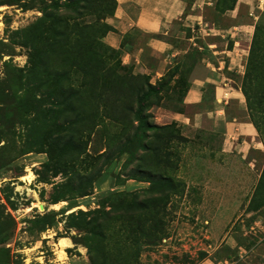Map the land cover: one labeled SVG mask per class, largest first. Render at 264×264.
Returning a JSON list of instances; mask_svg holds the SVG:
<instances>
[{"label":"rangeland","instance_id":"1","mask_svg":"<svg viewBox=\"0 0 264 264\" xmlns=\"http://www.w3.org/2000/svg\"><path fill=\"white\" fill-rule=\"evenodd\" d=\"M188 1L187 10L201 11L204 20L232 2L201 0L202 6L192 10L194 0ZM113 4L0 0V264H93L92 258L94 264H264V200L253 201L264 168V143L258 131L251 133L241 89L248 57L242 66L230 68L228 59L225 69H212L219 60L211 51L215 45H208H236L249 56L253 31L222 37L208 29L198 41L208 47L195 69L194 57L188 55L163 68L139 30L126 36L123 48L104 41L115 30ZM220 21L233 23L224 15ZM89 32L102 36L105 45L99 51L117 67L118 93L133 88L131 110L123 106L115 115L101 112L106 124L116 116L121 133L110 150L102 132L73 146L72 123L85 126L83 94L80 106L64 111L54 105L65 92L50 97L47 89L38 88L43 75L54 79L52 88L58 85L61 53L69 49L70 57H78L86 51ZM138 42L144 48L142 63L132 57ZM32 60L39 62L34 63L38 75L26 74ZM76 77L72 81L81 84V74ZM195 79L214 85L206 89L205 83L203 97L186 104ZM144 93L149 95L143 103L148 126L132 114L141 107L137 96ZM171 111L185 115V121L172 118ZM154 124L166 128L153 129ZM79 132L84 136V130ZM28 144L35 147L25 149ZM37 146L55 152L68 165L59 169L65 174L95 176L90 194H75L79 177L70 182L62 172L54 175L53 166L45 165L49 151L35 150ZM87 154L93 159L90 165ZM79 208H100L112 218L103 222L98 214L102 225L97 229L88 222L93 214L78 215ZM154 230L162 236L159 243L152 238ZM60 237L70 243L63 250Z\"/></svg>","mask_w":264,"mask_h":264},{"label":"trees","instance_id":"2","mask_svg":"<svg viewBox=\"0 0 264 264\" xmlns=\"http://www.w3.org/2000/svg\"><path fill=\"white\" fill-rule=\"evenodd\" d=\"M237 0H232V2L225 7L224 10H220L224 12L228 9H233ZM94 0H87L88 6H92ZM117 6V1L114 0L113 8L111 11L115 10ZM46 15L42 17L44 20ZM60 27L62 25L60 24ZM85 36V35H83ZM55 43L60 41V39H54ZM105 45L102 42V36L96 35L93 32H89L87 37V46L86 51L81 50L78 57H70V50L66 49L63 53H61L62 64H59L56 67V72L58 75V85L51 86L54 82L49 75H43L39 81L38 88L41 89L42 86L48 90L50 93V97L57 96L58 93L65 92V98H62L61 101L58 100L55 102L54 106L59 107L62 110H74L73 107L78 105L80 106L79 97L81 94L85 96L83 105L84 109L86 108V117L84 128H79L76 126L77 122H73V128H70L69 137L73 142V146H77L78 142H81L83 137H86V140L91 141L92 138L97 135L99 132H102L100 138L103 139L106 143L108 149H112L115 145V138L120 136V132L117 130V121L115 118H111L107 124L102 117L101 112L110 111L111 113H117L121 107L126 106L131 110L130 104L133 102V88H128L126 91L129 93L121 94L118 93V84H120V78L117 71V67L113 64H110L104 54H101L99 51V46ZM111 48V47H110ZM112 49V48H111ZM31 60H29L30 62ZM33 65L31 64L27 67L26 74L33 73L34 75H38L35 70L34 63H39L38 61L32 60ZM44 72L49 73L47 68L44 69ZM76 74L79 76L81 74L82 81L81 84H75L72 80H76ZM67 82L65 83V81ZM242 92L246 97L248 111L250 115V119L255 126L256 130L259 132L262 141L264 143V26L260 24L256 26L254 35L251 42V47L249 51V56L247 60L245 74L243 75L242 80ZM52 89V92H50ZM58 91V93H57ZM153 92L154 89H152ZM149 95L143 94V97L140 98L137 96V102L141 107L132 111L134 115V119L138 120L139 124H145L148 126L149 124V114L146 113L145 110L148 108L143 104L144 101L148 98ZM73 106V107H72ZM69 112H65L67 115ZM115 115V114H114ZM81 116V115H80ZM67 122H70V118H65ZM113 121L115 123H113ZM112 125V126H110ZM70 125H64V127ZM140 126V125H139ZM153 129H165L166 126H158L156 124L151 125ZM81 130L85 131L84 136H80ZM125 149L127 145H124ZM35 147L34 144L26 145L25 149H30ZM42 146H37L35 150L38 151H46L48 152V160L45 162V165L52 167L54 169V175L59 172L64 173L62 170H59L60 167L66 168L68 165L64 162H61L58 159V156L52 152L49 148L47 150H42ZM99 156V154H98ZM92 156L87 154L85 162H88L90 165L92 163ZM61 168V169H62ZM64 175L71 182V180L76 179L75 177H79L78 186L74 188L75 194L78 195H87L90 194V190L93 188V181L95 176H90L86 173H75L73 171L67 172ZM57 196L54 202H58L60 200ZM114 198V196H112ZM264 200V168L262 169L257 187L253 194V201H263ZM78 215H91L88 220L89 223L93 224L97 229H100L102 225V219L98 218V214L102 215L103 222L110 220L112 217L109 215L108 211H101L100 208L94 210H83L79 208ZM71 214V213H70ZM45 215V214H44ZM74 215V214H72ZM95 215V216H94ZM125 220V219H124ZM86 220L84 219V222ZM123 230L127 231V225L123 228ZM162 236H159V232L156 230L153 231L152 238L154 239V243H159ZM128 239V237H126ZM124 248H127L125 245ZM89 250L92 248L89 246ZM93 264L94 259L92 258Z\"/></svg>","mask_w":264,"mask_h":264},{"label":"crops","instance_id":"3","mask_svg":"<svg viewBox=\"0 0 264 264\" xmlns=\"http://www.w3.org/2000/svg\"><path fill=\"white\" fill-rule=\"evenodd\" d=\"M116 1L117 6L114 14L115 30L108 32L104 37V41L113 48H123V45L127 43H124L126 36L133 30H139L148 36L147 44L151 48L152 55L160 58L163 68L168 64H180L185 55H188L189 57H194L193 69H195L196 63H199L204 57L203 53L206 51V47H208H205L202 43H198V41L202 36L201 33H208V29L213 31V33L221 34L222 37H225V33L233 35L237 32L244 33L251 30L254 33L257 25L264 24V0H237L233 9H228L224 12L214 10L212 19L207 18L209 22L204 20V14L201 11L194 12L187 10L189 6L188 0ZM192 2V10H194V6L198 5L201 7V3H203L201 0H194ZM222 15L233 23L222 24L220 21ZM232 19L237 20V22H234ZM206 26H209V28H206ZM188 28H192V33L188 34ZM236 43H238V40H235ZM138 44L139 46L135 49L137 51L132 57L135 63H142L143 57L141 55H143L144 48L141 42H138ZM208 45L209 47H212V45H215L216 48L218 47L215 43H209ZM231 46L225 44L221 49L211 48V51L216 53L219 60V66L212 65V69H225L224 63L228 59L230 61V68H234L236 64L243 65L242 58L245 56V60L247 59L248 50L241 52L243 49L238 48L236 45L234 47ZM239 55H241V59H239ZM157 74L161 75V72L157 71ZM207 79L213 80L210 76ZM205 83H207L206 89L214 85L208 80H193L185 95L184 102L191 104L197 102L200 97L202 98L204 95L202 94L204 93L202 92V87L205 86ZM170 114L174 119L184 121L186 119L185 115H182L178 111H171ZM256 132L257 130L253 125L251 133L254 135ZM207 264L221 263L211 261Z\"/></svg>","mask_w":264,"mask_h":264},{"label":"bare ground","instance_id":"4","mask_svg":"<svg viewBox=\"0 0 264 264\" xmlns=\"http://www.w3.org/2000/svg\"><path fill=\"white\" fill-rule=\"evenodd\" d=\"M56 205H58V204H56ZM41 206H42V205L39 204V207H41ZM69 244H70L69 241H67L65 237L60 238L59 245L61 246L62 250H63L66 246H68ZM60 252H61V251H60Z\"/></svg>","mask_w":264,"mask_h":264},{"label":"water","instance_id":"5","mask_svg":"<svg viewBox=\"0 0 264 264\" xmlns=\"http://www.w3.org/2000/svg\"><path fill=\"white\" fill-rule=\"evenodd\" d=\"M43 207V206H42Z\"/></svg>","mask_w":264,"mask_h":264}]
</instances>
